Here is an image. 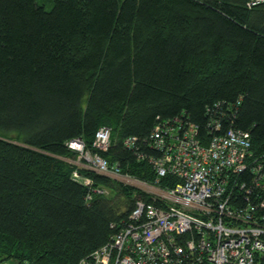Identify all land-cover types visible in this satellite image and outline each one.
<instances>
[{"label": "trees", "instance_id": "obj_1", "mask_svg": "<svg viewBox=\"0 0 264 264\" xmlns=\"http://www.w3.org/2000/svg\"><path fill=\"white\" fill-rule=\"evenodd\" d=\"M245 2L0 0V263L78 264L137 199L152 201L74 165L70 140L147 184L156 174L138 155L158 154L147 140L174 117L195 124L203 145L229 128L248 132L251 153L264 155V1ZM102 126L105 151L93 144ZM249 178L239 176L246 189ZM176 182L166 175L156 185ZM253 195L264 204V190Z\"/></svg>", "mask_w": 264, "mask_h": 264}, {"label": "built area", "instance_id": "obj_2", "mask_svg": "<svg viewBox=\"0 0 264 264\" xmlns=\"http://www.w3.org/2000/svg\"><path fill=\"white\" fill-rule=\"evenodd\" d=\"M263 1L246 0L245 5L252 8ZM208 125H214L217 133L220 130L219 122L212 119ZM152 130L147 141L158 154L138 155L156 174L154 184L138 181L152 201L137 199L117 232L78 264H264V204L249 198L264 190V155L258 158L251 153L248 132L229 128L203 145L197 126L185 118L163 120ZM110 134L109 127H99L94 147L107 150ZM135 141L130 137L123 142L131 150ZM66 145L77 153L73 164L105 176H121L116 166L86 151L79 138ZM245 171L251 181L247 189L239 179ZM166 175L177 182L165 190L156 183ZM72 177L85 186L91 184L77 171ZM93 192L105 193L100 188ZM244 192L249 197L244 196L241 206Z\"/></svg>", "mask_w": 264, "mask_h": 264}, {"label": "rangeland", "instance_id": "obj_3", "mask_svg": "<svg viewBox=\"0 0 264 264\" xmlns=\"http://www.w3.org/2000/svg\"><path fill=\"white\" fill-rule=\"evenodd\" d=\"M72 162V161H71ZM74 162V161H73ZM75 165V164H74ZM112 177H114L115 179H117L119 182H123L124 184H126V185H129V186H133V187H135V188H137V189H139L140 191H142V192H145V191H147V188L145 187V185H143V186H138V185H135V184H133V183H130V180H132L131 178H129V177H127V176H124V175H121V176H113L112 175ZM133 180H135V179H133Z\"/></svg>", "mask_w": 264, "mask_h": 264}, {"label": "bare ground", "instance_id": "obj_4", "mask_svg": "<svg viewBox=\"0 0 264 264\" xmlns=\"http://www.w3.org/2000/svg\"><path fill=\"white\" fill-rule=\"evenodd\" d=\"M130 183H133V184H135V185H138V186H143L141 183H139L138 181H136V180H130Z\"/></svg>", "mask_w": 264, "mask_h": 264}]
</instances>
